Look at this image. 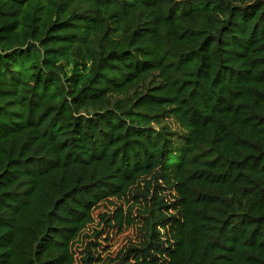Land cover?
Wrapping results in <instances>:
<instances>
[{"label":"trees","instance_id":"16d2710c","mask_svg":"<svg viewBox=\"0 0 264 264\" xmlns=\"http://www.w3.org/2000/svg\"><path fill=\"white\" fill-rule=\"evenodd\" d=\"M0 264H264V0H0Z\"/></svg>","mask_w":264,"mask_h":264},{"label":"rangeland","instance_id":"374dc122","mask_svg":"<svg viewBox=\"0 0 264 264\" xmlns=\"http://www.w3.org/2000/svg\"><path fill=\"white\" fill-rule=\"evenodd\" d=\"M30 63H31L30 58L28 56H26V57L16 61L14 63L13 67H14V70H16V71H22V70L27 69L30 66ZM175 161H176V157H172L171 162L173 163ZM123 206L127 210L128 205H126V203H125ZM134 217H136L135 222H136V220L138 221V217L136 214L134 215ZM104 235H105V233H104ZM103 237H105V236H102V238ZM109 238L110 239L107 242H103L104 246H102V248L100 250V252L102 253L103 256L115 255L120 250H122V248H124L130 241L136 240V238H137L136 226L135 225H133L131 227L125 226V228L123 230H121L120 232L111 230L109 232Z\"/></svg>","mask_w":264,"mask_h":264}]
</instances>
